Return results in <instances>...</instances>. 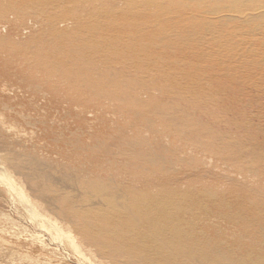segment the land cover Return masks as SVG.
I'll return each instance as SVG.
<instances>
[{"label": "bare ground", "instance_id": "bare-ground-1", "mask_svg": "<svg viewBox=\"0 0 264 264\" xmlns=\"http://www.w3.org/2000/svg\"><path fill=\"white\" fill-rule=\"evenodd\" d=\"M71 3L0 0L10 30L0 37V119L11 111L13 123L41 125L55 140L60 128L49 120L82 117L86 134L98 139L87 114L126 108L136 121L133 134L109 132L111 142L92 144L108 155L100 162L108 167L88 173L119 169L127 155L143 172L165 173L166 184L139 189L99 175L82 184L117 194L94 201L51 182L42 196L40 181L19 172L27 160L15 158L6 165L32 221L92 264H264V90L231 62L208 61L186 42L157 35L127 41L112 19L94 21V13ZM8 124L0 121V133ZM64 129L62 142L75 145L73 128ZM29 165L49 180L33 159ZM180 173L190 183L196 175L199 187L184 188Z\"/></svg>", "mask_w": 264, "mask_h": 264}, {"label": "rangeland", "instance_id": "rangeland-1", "mask_svg": "<svg viewBox=\"0 0 264 264\" xmlns=\"http://www.w3.org/2000/svg\"><path fill=\"white\" fill-rule=\"evenodd\" d=\"M71 4L81 5L86 11L94 13V21L112 19L127 41L141 40V43H147V40L157 35L163 42H186L185 46L192 52L206 54L208 61L217 59L221 63L231 62L264 90V0H72ZM9 31L8 27H3L0 19V37ZM20 111L29 110H17ZM7 112L0 119L9 123L6 130L0 133V264H92L74 254L66 241L50 235L32 221L29 216L30 205L16 187L14 176L6 165L15 162V158L27 160L28 163L22 165L19 172L40 181L38 193L41 192L42 196L49 194L51 182L64 186L71 194L82 193L94 201L101 200L100 193H105L106 197L109 192L111 195L117 194L113 188L104 191L102 186L90 189L86 183L82 184L84 178H96L99 175L139 189L148 185L159 190L162 184H166L162 181V178H166L165 173L156 170L143 172L127 155L119 157V169L113 167L109 173L103 174L88 173L102 164L108 167V155L104 150L93 149L92 144L98 139L104 143L111 142L109 132L118 136L133 134L136 121L126 108L114 104L101 117L87 114L89 124L94 125L93 129L98 133V139L86 134L89 129L86 128L87 123L81 121L82 117L75 116L65 121L59 118L49 120L50 123H58V133L66 132L65 126L73 128L70 135L75 145L62 142L58 133L54 134L55 140L44 136L41 134V125L32 128L20 122L13 123ZM55 115L59 116V112H55ZM80 129L84 132H80ZM18 141L24 146L17 144ZM37 144L40 149L33 147ZM82 144L89 145V149L77 147ZM115 154L118 156L117 151ZM5 156L7 159H2ZM166 158L170 159L168 156ZM32 159L39 166L41 174L48 175L49 180L32 173L29 165ZM102 160H106V163H100ZM172 165L178 172L183 170L181 165ZM185 177V174L180 173L178 180L184 188L199 187L196 175L189 176L194 181L191 183ZM133 179L137 181L133 182ZM30 183L37 184L32 179ZM171 183H167L170 189ZM121 195L130 199L126 192L121 191ZM119 203L129 205L123 198Z\"/></svg>", "mask_w": 264, "mask_h": 264}]
</instances>
